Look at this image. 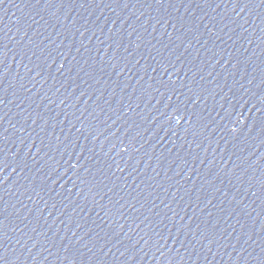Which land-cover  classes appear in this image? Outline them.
<instances>
[{
  "label": "water",
  "instance_id": "1",
  "mask_svg": "<svg viewBox=\"0 0 264 264\" xmlns=\"http://www.w3.org/2000/svg\"><path fill=\"white\" fill-rule=\"evenodd\" d=\"M0 264H264V0H0Z\"/></svg>",
  "mask_w": 264,
  "mask_h": 264
}]
</instances>
